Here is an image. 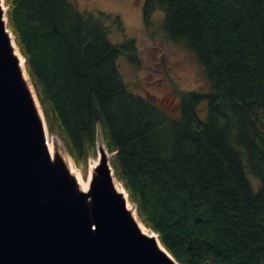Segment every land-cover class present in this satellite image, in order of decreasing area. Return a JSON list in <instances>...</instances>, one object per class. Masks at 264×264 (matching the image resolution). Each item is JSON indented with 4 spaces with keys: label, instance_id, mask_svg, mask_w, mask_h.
<instances>
[{
    "label": "trees",
    "instance_id": "obj_1",
    "mask_svg": "<svg viewBox=\"0 0 264 264\" xmlns=\"http://www.w3.org/2000/svg\"><path fill=\"white\" fill-rule=\"evenodd\" d=\"M48 134L75 165L97 134L141 224L177 264H264V0H142L182 47L205 93L156 101L130 92L108 40L117 17L75 0H3ZM203 105L202 108L199 106Z\"/></svg>",
    "mask_w": 264,
    "mask_h": 264
},
{
    "label": "water",
    "instance_id": "obj_2",
    "mask_svg": "<svg viewBox=\"0 0 264 264\" xmlns=\"http://www.w3.org/2000/svg\"><path fill=\"white\" fill-rule=\"evenodd\" d=\"M3 14L0 7V264H177L137 230L104 155L86 193L49 159Z\"/></svg>",
    "mask_w": 264,
    "mask_h": 264
},
{
    "label": "rangeland",
    "instance_id": "obj_3",
    "mask_svg": "<svg viewBox=\"0 0 264 264\" xmlns=\"http://www.w3.org/2000/svg\"><path fill=\"white\" fill-rule=\"evenodd\" d=\"M75 3L80 11L100 12L118 18L120 31L109 26L108 40L111 44L120 45L125 39L133 41L136 63L130 64L124 56L116 59L119 76L131 93L161 101L169 100L174 91H207L206 82L190 54L182 47L165 40L161 32L160 12L151 14L150 25L146 27L141 17L142 0H75ZM199 107L202 108L203 105ZM45 141L53 146L55 152L67 158L72 169L79 171L84 180L87 179L88 163L95 161L98 149L103 151L109 166L111 154L104 148L98 134L94 152L84 165L72 162L55 133H47ZM130 206L133 209L131 204Z\"/></svg>",
    "mask_w": 264,
    "mask_h": 264
},
{
    "label": "bare ground",
    "instance_id": "obj_4",
    "mask_svg": "<svg viewBox=\"0 0 264 264\" xmlns=\"http://www.w3.org/2000/svg\"><path fill=\"white\" fill-rule=\"evenodd\" d=\"M0 7L3 11V17H5V8L3 5V0H0ZM10 46H11V50H12V54L13 56L16 58L17 61V66L19 68L20 74H21V79L23 80L25 87L27 88L28 92H30L31 96H32V100H33V104L34 107L36 109V112L38 114V116H40V109L38 107V104L36 102L32 87L29 83V80L27 78L24 66H23V59L20 56V54L17 51L16 46L14 45L12 39H10ZM45 148L48 154V157L50 160H54V159H58L64 166L65 171L67 173V175L71 178V180L74 183L75 189L76 191H78L79 193H86L87 192V188L91 182V179L95 176V172L94 169L96 167V165L98 164L99 158L104 155L103 151L99 150L97 151V156L96 159L93 163H88L87 166V179H83L82 175L80 174V172H76L75 170L72 169V164L71 162L68 161L67 158L63 157V155H59L58 152H55L54 148L52 145H50L47 141L45 143ZM99 148V147H98ZM113 190L119 194L121 196V198L125 201V208L126 210L129 212V215L131 217V219L133 220L137 230L146 238H149L153 241V243L155 244V246L158 248L159 251L163 252L167 257L168 253L161 247V245L159 244V242L157 241V238L155 237V235H153V233L148 230L147 228H145L135 217V213L134 210L131 208L128 200L125 197V192L122 189L121 185L113 180ZM86 205L88 206V199L86 202Z\"/></svg>",
    "mask_w": 264,
    "mask_h": 264
}]
</instances>
